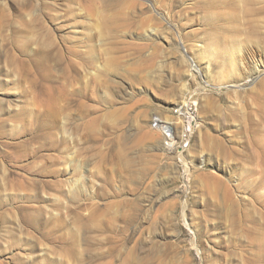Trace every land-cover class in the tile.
<instances>
[{"label": "rangeland", "instance_id": "rangeland-1", "mask_svg": "<svg viewBox=\"0 0 264 264\" xmlns=\"http://www.w3.org/2000/svg\"><path fill=\"white\" fill-rule=\"evenodd\" d=\"M263 69L264 0H0V264H264Z\"/></svg>", "mask_w": 264, "mask_h": 264}, {"label": "built area", "instance_id": "built-area-1", "mask_svg": "<svg viewBox=\"0 0 264 264\" xmlns=\"http://www.w3.org/2000/svg\"><path fill=\"white\" fill-rule=\"evenodd\" d=\"M172 119L155 116L151 127L163 137L164 147L169 151H186L199 127L198 103L187 100L172 110Z\"/></svg>", "mask_w": 264, "mask_h": 264}, {"label": "bare ground", "instance_id": "bare-ground-1", "mask_svg": "<svg viewBox=\"0 0 264 264\" xmlns=\"http://www.w3.org/2000/svg\"><path fill=\"white\" fill-rule=\"evenodd\" d=\"M256 60V59H255ZM260 64H261V62H260ZM194 66V65H193ZM258 67H260V65L258 66ZM192 70V69H191ZM196 70V69H195ZM264 70V69H263ZM200 72V71H199ZM197 73V72H196ZM258 73V72H257ZM205 76V75H204ZM202 80V79H201ZM202 84V83H201ZM206 87V86H205ZM208 89V88H207ZM204 90V89H203ZM212 90V89H211Z\"/></svg>", "mask_w": 264, "mask_h": 264}]
</instances>
